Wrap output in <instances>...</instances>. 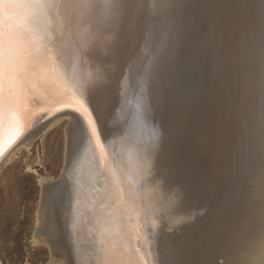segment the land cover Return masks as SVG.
<instances>
[{
  "label": "bare ground",
  "instance_id": "obj_1",
  "mask_svg": "<svg viewBox=\"0 0 264 264\" xmlns=\"http://www.w3.org/2000/svg\"><path fill=\"white\" fill-rule=\"evenodd\" d=\"M9 51L30 74L0 157L36 118L72 120L41 180L49 264H264V0H0Z\"/></svg>",
  "mask_w": 264,
  "mask_h": 264
},
{
  "label": "rangeland",
  "instance_id": "obj_2",
  "mask_svg": "<svg viewBox=\"0 0 264 264\" xmlns=\"http://www.w3.org/2000/svg\"><path fill=\"white\" fill-rule=\"evenodd\" d=\"M68 119L57 114L40 123L12 146L0 164V264L51 262L50 248L36 235L40 228L41 180H57L63 171L72 123ZM257 227L249 231L254 236L252 244L264 238V228L261 233L255 231ZM261 255L253 254L249 261L261 259ZM220 260L216 264H221Z\"/></svg>",
  "mask_w": 264,
  "mask_h": 264
},
{
  "label": "snow or ice",
  "instance_id": "obj_3",
  "mask_svg": "<svg viewBox=\"0 0 264 264\" xmlns=\"http://www.w3.org/2000/svg\"><path fill=\"white\" fill-rule=\"evenodd\" d=\"M29 74V67L21 62V58L14 51H9L6 56L0 57V123L7 121L14 129L9 137V143L14 142L22 131L21 115L27 99L23 94L22 84ZM65 106L86 115L91 137L99 145L95 122L84 102L72 97L70 103Z\"/></svg>",
  "mask_w": 264,
  "mask_h": 264
},
{
  "label": "water",
  "instance_id": "obj_4",
  "mask_svg": "<svg viewBox=\"0 0 264 264\" xmlns=\"http://www.w3.org/2000/svg\"><path fill=\"white\" fill-rule=\"evenodd\" d=\"M63 111H65V109L58 110V111L55 112V114H54V113H53V114H50L48 117H46V118H44V119H42V120L39 119V118H36V119L34 120L32 126L30 127V130L33 129V128H36L38 125H40V123L46 121L47 119H49V118H51V117H53V116H55V115H57V114L62 113ZM24 135H25V133H24ZM21 137H23V135L20 136V139H21ZM18 141H19V140H18ZM18 141H17V142H18ZM17 142H16V143H17ZM11 148H12V147H11ZM6 151H7V150H6ZM6 151L2 154V157H4V156L10 151V148H9L8 152H6ZM2 157H0V160L2 159ZM190 255H191V254H190Z\"/></svg>",
  "mask_w": 264,
  "mask_h": 264
}]
</instances>
